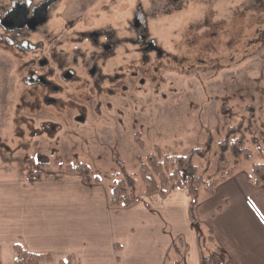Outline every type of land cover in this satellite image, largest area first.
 I'll return each mask as SVG.
<instances>
[{"label":"rangeland","instance_id":"374dc122","mask_svg":"<svg viewBox=\"0 0 264 264\" xmlns=\"http://www.w3.org/2000/svg\"><path fill=\"white\" fill-rule=\"evenodd\" d=\"M240 1L210 0L212 20L185 33L205 11L200 4L203 0H191L180 10L164 0H122L121 13L130 12L139 2L147 12L174 14L170 21L158 17L154 28L158 23H169L156 39L179 63L162 70H145L140 76L146 81L144 85L127 80L128 92H122L117 101L109 99L111 107H103L100 115L90 110L86 123L70 124L67 118H58L61 129L52 140L32 136L42 119L30 108L39 91L18 81L24 71L22 57L13 50L0 49V150L11 158L21 157L27 170H32L29 173L37 172L34 168L45 162L47 167L42 171L46 172L63 170L78 161L88 166L92 179L98 175L109 189L121 163L134 175L137 191L143 190L139 166L155 146L167 155L204 150L205 156L194 155L193 163L207 180H221L230 172L250 174L255 164L264 163V0H250L249 15L227 16L230 6ZM196 36L202 37L201 44ZM194 57L202 60L197 67H190L186 60L180 62ZM250 107L254 119L251 130L243 134L250 158L221 153L218 144L227 136V129L245 120Z\"/></svg>","mask_w":264,"mask_h":264},{"label":"crops","instance_id":"0c3cea01","mask_svg":"<svg viewBox=\"0 0 264 264\" xmlns=\"http://www.w3.org/2000/svg\"><path fill=\"white\" fill-rule=\"evenodd\" d=\"M21 159L0 150L1 264H14L17 243L52 255L41 264L70 255L74 264H200L213 252L225 264H264V187L249 181L247 171L230 172L211 195L199 193L195 226L186 187L165 196L143 188L134 205L111 208L110 189L101 181L42 171L47 165L30 177ZM178 238L183 247L176 255L171 246Z\"/></svg>","mask_w":264,"mask_h":264},{"label":"flooded vegetation","instance_id":"af4514ba","mask_svg":"<svg viewBox=\"0 0 264 264\" xmlns=\"http://www.w3.org/2000/svg\"><path fill=\"white\" fill-rule=\"evenodd\" d=\"M164 1L179 10L191 2ZM209 1L200 3L206 9L198 14L199 21L192 23L194 28L185 33L212 20ZM121 5L122 0H0V49L13 50L22 57L24 71L18 81L39 91L30 108L42 119L32 136L52 140L61 129L58 118H67L70 124L86 123L90 110L100 115L103 107H111L109 99L117 101L122 92H128L127 80L144 85L140 76L145 70L179 63L156 39L169 23L154 28L158 17L170 21L174 14L147 12L139 2L130 12L121 13ZM250 5V0L232 4L227 16L249 15ZM195 38L202 43L201 36ZM175 43L173 38L174 47ZM50 44L54 45L47 48ZM184 61L190 62V67L202 63L196 57L183 59L181 64Z\"/></svg>","mask_w":264,"mask_h":264},{"label":"trees","instance_id":"16d2710c","mask_svg":"<svg viewBox=\"0 0 264 264\" xmlns=\"http://www.w3.org/2000/svg\"><path fill=\"white\" fill-rule=\"evenodd\" d=\"M249 114L245 120H241L236 126L227 129V136L218 144L221 153H230L234 157L250 158V151L244 147L243 134L246 130H251L250 124L254 119V110L248 108ZM231 136H236L230 140ZM139 146L143 142L139 135L135 136ZM194 155L199 157L205 156L202 149H194L186 155H167L159 147L155 146L154 150L149 153L144 162L140 163L139 176L144 182V191L146 194L159 193L165 196L172 187H186L191 197L189 204V214L192 223L198 226L195 209L198 205V194L204 189L208 195L214 193L218 180H207L197 171L193 163ZM47 162L43 163V165ZM119 170L115 172L116 179L109 191L108 205L111 208H128L134 205L138 199L136 181L134 175L126 171L125 167L119 163ZM63 171L66 173H76L82 175L86 183H99L100 177L95 175L90 177V169L85 164L74 161L72 164L65 166ZM30 177L38 178L39 173H29ZM255 186L264 187V163L255 164L248 177ZM212 239V237H209ZM183 247L181 238L176 239L171 246L173 254L179 255ZM14 264H41L43 261H49L52 258L50 253H35L28 251L21 244L13 245ZM75 258L70 255L61 259L59 264H74ZM1 264V259H0ZM174 264H181L175 261ZM200 264H225L219 257L218 253L213 252L210 255L202 256Z\"/></svg>","mask_w":264,"mask_h":264}]
</instances>
